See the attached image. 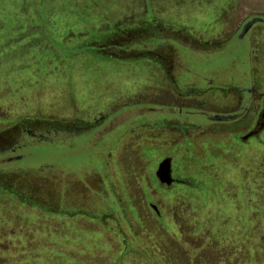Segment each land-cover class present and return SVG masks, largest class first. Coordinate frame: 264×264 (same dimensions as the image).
Masks as SVG:
<instances>
[{"label": "rangeland", "instance_id": "1", "mask_svg": "<svg viewBox=\"0 0 264 264\" xmlns=\"http://www.w3.org/2000/svg\"><path fill=\"white\" fill-rule=\"evenodd\" d=\"M180 1L0 0V131L25 120L64 124L71 116L63 97L76 93L82 80L89 84L84 91L98 96L105 108L118 98V134L130 130L115 147L102 135L108 122L100 133L66 141L60 136L22 151L26 158L16 167L46 175L58 192L69 190L52 201L0 190V264H264V132L241 144L247 129L223 137L204 133L191 128L207 122L195 115L177 128L183 139L178 148L169 126L143 122L148 115L143 84L151 74L144 59L95 66L89 56L66 70L68 92L55 90L48 97L41 91L62 86L57 53L91 36L143 27L154 19L191 39L190 31L177 25L190 12L229 11L220 21L224 32L264 17V0ZM254 27L264 30L263 23ZM249 34L212 52L170 40L180 53L182 82L232 86L248 58ZM214 99L176 98L183 114L197 104L206 112L208 106L227 107L226 100ZM148 118L153 123L160 116ZM165 156L174 158L177 180L169 188L155 177Z\"/></svg>", "mask_w": 264, "mask_h": 264}, {"label": "flooded vegetation", "instance_id": "2", "mask_svg": "<svg viewBox=\"0 0 264 264\" xmlns=\"http://www.w3.org/2000/svg\"><path fill=\"white\" fill-rule=\"evenodd\" d=\"M262 19L264 24V18ZM148 22L143 27L131 28L125 31L118 30L107 35L91 36L88 40L84 39L77 46H67L64 52L59 51L57 54L61 59H58L59 68L56 69L62 71L59 73H63L59 75L62 86L46 85L42 87L41 91L45 92L48 97L55 90L58 93L57 95H60L61 91H63V94L68 92L67 89L70 88L71 81H68L65 77L66 70L70 68L74 70L77 61V63L85 61V58H89V56L91 59H88V61L95 66H100L99 63L102 61L119 64L144 59L146 67L151 73L148 80L143 84L144 88L147 89L143 92L144 106L148 115H157L160 118L159 121L149 123L151 121L150 117L147 119V115L143 118V122L147 124L157 123L158 126H169L172 136L174 135V139H171L174 144L180 141L181 133H177V128L182 124H190L188 118L195 115L203 117L207 121V125L241 123L247 129V133L239 138L243 143L252 138L260 137L264 132V94L254 92L249 52L243 70H241V76L246 79V84L242 87L230 86V88L236 89L239 94V103L234 110L228 113L206 112L195 109V105H193V107L185 108L188 110L183 114V108L178 104L176 98L195 101V99L210 90L224 89L228 86L214 88L211 86L212 82H206L205 87L201 88L195 84L183 83V66L180 53L178 49L168 44L169 41L174 40L179 46L197 52L216 51L218 46L205 45L193 37V39L186 38L177 29L162 27L154 19ZM240 31L234 35L233 39L238 38ZM76 58L77 60H75ZM87 84L84 80L77 82L76 93L69 92L67 95L65 93L66 98L63 97L64 110L65 114L71 117L64 124L37 119L25 120L0 131V190L17 195L42 196L46 200L52 201V198L56 199L55 196L66 194L69 187H65L62 192H58L59 188L46 175H41L40 172L34 174L33 169L28 167H16L26 158L22 154L23 150L37 144H50L54 140H59L60 136L63 137V141H66L70 137H76L85 132L100 133L103 126L106 127L109 124V129L102 135H105V138H110L114 147L124 140L126 132L130 130L125 128L121 135L118 134L120 124L118 120L119 105L116 102L118 98L105 103L107 106L105 108L104 103L98 96L84 91L87 89ZM198 111L200 113L197 114ZM83 114H85V117H82ZM217 117L232 118L227 121H215ZM124 121L126 120H122V122ZM108 122L110 123L108 124ZM244 137L247 138L243 139ZM102 138L103 136L96 139L93 147L98 146ZM167 158L171 159L172 183L169 186L166 184L162 186L169 188L176 184L177 180L172 176L174 158L165 156L161 160ZM153 210L157 212L155 208Z\"/></svg>", "mask_w": 264, "mask_h": 264}, {"label": "crops", "instance_id": "3", "mask_svg": "<svg viewBox=\"0 0 264 264\" xmlns=\"http://www.w3.org/2000/svg\"><path fill=\"white\" fill-rule=\"evenodd\" d=\"M184 0H181L179 2V5H181V3ZM205 0H201V2H203ZM225 2H227L228 4H230V0L225 1L224 0V4ZM226 17L227 15H230V12H226V13H222L220 11H218L217 13L207 16V15H202V14H196L193 12H190L187 14L186 17H183L180 21H182L183 23L179 24L178 22H176V24L183 30H187L190 31V34L193 36V38L195 40H197L198 42H201L205 45H209V46H220L223 42L225 41H229L230 39H233L234 35L236 33H238L240 31V28L238 29V27H236V29H234L233 31H228L224 32L222 28H224L226 25L223 24L222 22H220L222 19H224L225 15ZM188 17V18H187ZM259 17V16H256ZM254 18V17H252ZM259 18H264V17H259ZM244 23V22H243ZM242 23V24H243ZM241 24V26H242ZM256 25V24H255ZM254 25V26H255ZM252 27L249 31V35H250V48H249V56H250V60H251V77H252V85H253V89L254 92L256 94H264V50H262V47H264V43H260L261 39L264 40V30L257 27ZM225 35V36H224ZM263 51V52H262ZM237 81V83H236ZM234 84L238 87H242L246 84V79H244L241 76V69L238 72V77L237 80L233 81ZM206 98H210V99H216L217 100H226L228 102L227 107L221 109V108H216V107H210L208 106L207 111L209 112H218V113H228L232 110H234L238 103H239V94L237 93L236 89L230 88V87H225L224 89H214V90H210L208 91L206 94H204L203 96H200L199 98L195 99V101L197 103H199V101H201L203 103V101ZM214 99V100H215ZM213 101V100H212ZM205 102H207L205 100ZM214 102V101H213ZM195 109H202V106H199V104L194 106ZM206 111V110H205ZM195 127H191V128H198L200 129L202 132L204 133H216L219 135V137H223V133H225L224 135L227 136L229 135L231 132H241V130H245V126L241 125V123H231L228 126L225 125H194ZM181 133V132H180ZM222 135V136H221ZM239 136V135H238ZM238 136H237V140H238ZM240 138V137H239ZM183 141L182 136H180V141L179 143H175L178 148L180 147L181 142ZM238 143L241 144H245L242 143L241 141L238 140ZM247 143V142H246ZM240 144V145H241ZM178 160H176L177 162ZM175 162V163H176Z\"/></svg>", "mask_w": 264, "mask_h": 264}, {"label": "water", "instance_id": "4", "mask_svg": "<svg viewBox=\"0 0 264 264\" xmlns=\"http://www.w3.org/2000/svg\"><path fill=\"white\" fill-rule=\"evenodd\" d=\"M263 19L259 17H254L247 21L241 28V31L238 35V39L242 40L247 33L250 31V29L257 23H262ZM232 117H217L215 121H227ZM247 137H244L243 139H246ZM155 177L158 180V182L163 185H170L172 183V177H171V159L167 158L163 160L159 165L155 172ZM156 210V208H155Z\"/></svg>", "mask_w": 264, "mask_h": 264}]
</instances>
